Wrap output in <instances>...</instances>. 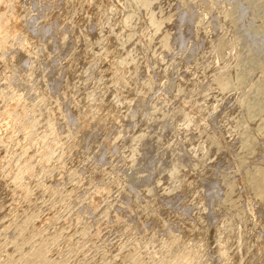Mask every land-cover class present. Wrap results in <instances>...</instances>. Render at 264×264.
I'll return each mask as SVG.
<instances>
[{
	"label": "bare ground",
	"instance_id": "6f19581e",
	"mask_svg": "<svg viewBox=\"0 0 264 264\" xmlns=\"http://www.w3.org/2000/svg\"><path fill=\"white\" fill-rule=\"evenodd\" d=\"M99 263L264 264V0H0V264Z\"/></svg>",
	"mask_w": 264,
	"mask_h": 264
},
{
	"label": "rangeland",
	"instance_id": "374dc122",
	"mask_svg": "<svg viewBox=\"0 0 264 264\" xmlns=\"http://www.w3.org/2000/svg\"><path fill=\"white\" fill-rule=\"evenodd\" d=\"M39 179V178H38ZM37 181V180H36ZM35 181V184H40V180L39 181H37L36 182ZM48 190V189H47ZM49 191V190H48ZM53 191V190H52ZM44 192H46V190L44 191ZM47 194V192L45 193V195ZM44 195V196H45ZM56 196H57V194H56ZM55 195H54V197H56ZM45 197H47V196H45ZM53 197V198H54ZM58 197H59V195H58ZM111 200V199H110ZM110 200H108V201H110ZM44 201H47V200H45V199H43L42 200V203L44 202ZM49 202V203H48ZM38 203L40 204L41 202H40V200L38 201ZM39 204H37L35 207H38V205ZM47 205H49V204H51V202L50 201H47V203H46ZM44 206L46 207V205L44 204ZM34 207V208H35ZM34 210H37V208L36 209H34ZM180 217H182V216H180ZM172 220L174 221V218H172ZM82 227H84V225H81ZM78 227V226H77ZM79 227H80V225H79ZM109 231V230H108ZM136 232V233H135ZM121 234H123V232H120L118 229L116 230V232H115V234L112 236V238H116L113 242H115L116 240H121V242H124V244H126V242H133L134 241V239H137V238H139V240H140V238H142L143 236L145 237L146 235L145 234H143V233H139V232H137V231H129V232H124V236H121ZM125 236H127V237H125ZM142 236V237H141ZM108 238V236L105 238L106 240H105V242H106V244H108L109 243V240L107 239ZM123 239H125V240H123ZM195 239V238H194ZM194 239H191L189 242H187L186 243V245H185V247H188V248H190V247H195L196 246V248L198 247V245L197 244H201V245H203V241H201V240H197V238H196V241L194 240ZM66 240V239H65ZM94 241V240H93ZM145 241L146 240H144L143 242L145 243ZM205 241H206V239H205ZM100 243V244H99ZM103 245V241L102 242H98L97 243V245ZM200 246V245H199ZM79 252H81V251H79ZM83 252V251H82ZM94 259H97V258H94ZM100 264V263H99Z\"/></svg>",
	"mask_w": 264,
	"mask_h": 264
}]
</instances>
